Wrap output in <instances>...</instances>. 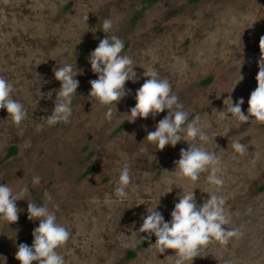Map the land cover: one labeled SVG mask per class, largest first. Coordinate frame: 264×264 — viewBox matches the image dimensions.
<instances>
[{
  "label": "rangeland",
  "instance_id": "374dc122",
  "mask_svg": "<svg viewBox=\"0 0 264 264\" xmlns=\"http://www.w3.org/2000/svg\"><path fill=\"white\" fill-rule=\"evenodd\" d=\"M106 18L113 28L105 34ZM106 35L123 40L122 54L134 60L138 77L126 82L130 93L117 111L113 106L111 119L105 116L108 106L89 99V81L98 78L89 56ZM262 37L264 0H0V76L13 84V99L28 113L16 126L0 109V184L14 193L29 185L27 199L56 212L58 223L71 232L57 250L66 264H174V250L159 254L151 245L154 235L141 246L142 218L158 203L156 211L170 222L183 189L196 188L199 206L215 188L206 182L208 173L195 183L169 173L181 149L188 148L186 141L159 151L146 139L167 109L131 122L135 93L147 79L143 73L155 70L171 84L189 122L200 116L210 139L196 143L221 158L224 184L217 194L226 200V227L240 232L227 245L202 248L192 264H264V124L221 120L213 112L224 110L230 95L233 104L244 100L242 112L248 114ZM69 63L80 73L72 116L50 126L44 118L52 114L60 89L53 69ZM208 76L213 80L206 84ZM233 141L248 150L236 153ZM11 147L17 153L7 157ZM125 163L131 183L127 197L120 198L114 189ZM34 176L41 181L32 188ZM27 199L16 201L17 222L0 221V264H20L18 245L32 246L39 220L28 219Z\"/></svg>",
  "mask_w": 264,
  "mask_h": 264
},
{
  "label": "clouds",
  "instance_id": "9594fccd",
  "mask_svg": "<svg viewBox=\"0 0 264 264\" xmlns=\"http://www.w3.org/2000/svg\"><path fill=\"white\" fill-rule=\"evenodd\" d=\"M85 20L87 21V16ZM112 28L111 19L106 18L102 24V31L106 34ZM123 49L124 42L121 38L116 35H106L89 56L91 70L98 77L89 81L91 85L89 99L108 106L105 113L107 119L112 118L113 106L117 111V104L129 95L130 90L125 89L126 82L135 83L138 79L134 71V60L122 54ZM260 50L259 71L256 76L257 87L250 94L248 114L245 115L242 112L241 106L244 100L241 98L233 104L229 95L224 100V110L213 109L221 120L234 118L239 122L252 121L264 124V37L260 40ZM53 72L54 78L60 82V89L56 95L52 114L44 118L50 126L70 121L73 111L72 100L79 87V81L75 77L80 74L70 63L54 68ZM143 75L147 79L135 93L136 104L130 109L129 114L131 122H134L137 117L147 119L152 116L154 118L167 109L168 114L158 122L155 131L148 132L146 139L159 151L164 150L168 145L175 147L178 142L186 141L188 148L181 149L180 158L175 161V170L169 173L174 174L178 179H187L192 183L197 182L202 173H208L206 182L214 187L215 191L208 192L209 198L198 206L194 194L196 188L185 191L180 187L183 192L171 212V221L165 222L163 215L156 211L157 203L150 211L147 210L146 217L142 218L143 223L139 232L147 233V236L138 240L143 242L144 239L154 235L156 241L151 245L159 254H164L169 249L174 250V264H187V262L192 264L193 259L200 256L201 249L210 243L219 242L227 245L232 237L240 235L238 229L226 227L230 224L225 209L226 200L217 194L224 184L219 166L221 158L214 151L204 147L203 143H196L197 140L206 143L210 137L199 115L189 122V113L184 110L178 96L172 91L169 81L159 78L155 70L144 71ZM242 79L243 76L240 75L237 83ZM13 91V84L0 76V109H6L12 122L20 126L28 113L21 102L13 99ZM51 96L52 93L49 92L48 98L50 99ZM232 148L239 154H244L248 150L247 146L239 141H233ZM40 181V176H34L30 185L35 188ZM130 183V167L125 163L119 170V179L114 189L115 195L120 198L127 197ZM44 196L49 202L53 199L47 191ZM28 197H31L29 185H25L19 193H14L8 184H0V221L8 224L17 222L20 210L16 206V201ZM53 207L58 208L56 205ZM27 212L30 221L39 220V226L33 230L32 246L29 247L25 243L19 244L15 258L20 261V264H33V262L66 264L64 256L57 250L68 243L71 232L58 223L56 212L50 210L45 203L37 204L34 200H28ZM120 236L127 235L120 233Z\"/></svg>",
  "mask_w": 264,
  "mask_h": 264
},
{
  "label": "flooded vegetation",
  "instance_id": "af4514ba",
  "mask_svg": "<svg viewBox=\"0 0 264 264\" xmlns=\"http://www.w3.org/2000/svg\"><path fill=\"white\" fill-rule=\"evenodd\" d=\"M193 2H196V1H199V0H192ZM212 80H213V77L212 76H208V77H206V79L204 80V82L207 84V83H210V82H212ZM126 124V123H125ZM11 148H13V147H11ZM11 148H10V151H11ZM15 149H16V147H14ZM10 151H9V153L7 154V157H10V156H13V155H15L16 153H17V149H16V152L14 153V154H12V155H10ZM145 234L146 233H144V235H143V237L142 238H144L145 237ZM152 237H153V235H152ZM152 237H151V240L148 242V243H143V242H141V246H143V245H148L151 241H152ZM144 241V240H143ZM130 252H132V251H130ZM130 252H129V256L130 257H132L133 255H135V253L131 256L130 255Z\"/></svg>",
  "mask_w": 264,
  "mask_h": 264
},
{
  "label": "trees",
  "instance_id": "16d2710c",
  "mask_svg": "<svg viewBox=\"0 0 264 264\" xmlns=\"http://www.w3.org/2000/svg\"><path fill=\"white\" fill-rule=\"evenodd\" d=\"M16 152V149L13 147L11 148V151H10V155L14 154ZM92 169V167H90V169L88 170V172H90ZM147 236V233L145 234V237ZM152 237V236H151ZM151 237L149 239H144L143 243H148L150 240H151ZM134 253L133 252H130V255L132 256Z\"/></svg>",
  "mask_w": 264,
  "mask_h": 264
}]
</instances>
